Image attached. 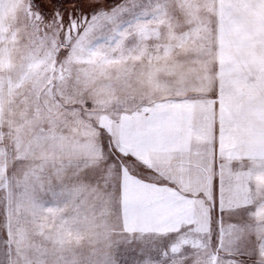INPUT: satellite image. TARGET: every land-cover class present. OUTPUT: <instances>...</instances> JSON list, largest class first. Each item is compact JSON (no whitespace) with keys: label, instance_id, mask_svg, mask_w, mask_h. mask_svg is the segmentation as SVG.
Segmentation results:
<instances>
[{"label":"snow or ice","instance_id":"6c2138e0","mask_svg":"<svg viewBox=\"0 0 264 264\" xmlns=\"http://www.w3.org/2000/svg\"><path fill=\"white\" fill-rule=\"evenodd\" d=\"M20 2L0 264H264V0Z\"/></svg>","mask_w":264,"mask_h":264},{"label":"rangeland","instance_id":"374dc122","mask_svg":"<svg viewBox=\"0 0 264 264\" xmlns=\"http://www.w3.org/2000/svg\"><path fill=\"white\" fill-rule=\"evenodd\" d=\"M22 6V0H21V2L20 3H18V5H17V9H19V7H21ZM14 14H19L18 12H16V13H14Z\"/></svg>","mask_w":264,"mask_h":264}]
</instances>
